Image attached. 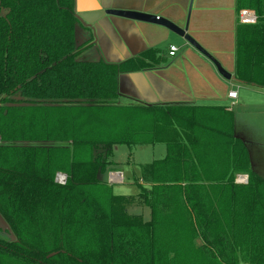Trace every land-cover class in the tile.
I'll use <instances>...</instances> for the list:
<instances>
[{"label":"trees","instance_id":"1","mask_svg":"<svg viewBox=\"0 0 264 264\" xmlns=\"http://www.w3.org/2000/svg\"><path fill=\"white\" fill-rule=\"evenodd\" d=\"M236 3L257 20L236 28L235 79L263 87L264 0ZM75 23L74 0H0V230L8 236L0 264H238L240 247L261 253L248 264H264V181L242 143L229 181L201 184L171 132L189 124L188 110L117 104L118 75L145 68L155 51L117 64L77 61ZM157 143L165 157L139 166L133 181L151 213L143 223L98 176L118 171L114 147ZM236 173L247 185L232 183Z\"/></svg>","mask_w":264,"mask_h":264},{"label":"crops","instance_id":"2","mask_svg":"<svg viewBox=\"0 0 264 264\" xmlns=\"http://www.w3.org/2000/svg\"><path fill=\"white\" fill-rule=\"evenodd\" d=\"M83 2L85 5L89 4L88 0ZM95 2L102 10L139 12L164 18L183 29L186 27L187 34L230 75L229 80L223 78L214 64L187 42L186 47L175 57H169L167 49L173 44H169L164 51L158 48L169 39L171 33L162 26L116 16L103 18L96 24L99 30L97 34L95 33V38L105 57L97 61L117 64L151 50L155 51L153 57L148 58L145 68L118 75L117 104L188 110L192 114L189 124L185 122L188 125L183 128L176 125L171 132L173 135L177 134L176 139L183 142L190 151L199 169L200 183L207 188L211 184L221 182V179L222 182L229 181L231 169L237 166L239 159V147L234 146L235 142L242 143L250 170L264 181V174L254 169L249 153L248 146L254 143H250L249 138L245 140V137L236 132L233 115L235 109L232 108V99L228 98V93L233 91L231 88L235 85L242 94L259 92L264 101V86L246 85L235 79L236 28L238 25H246L244 15L251 24L255 21L256 14L251 10H238L236 0H214L206 6L202 0H194L188 19L189 0H95ZM263 120L258 121L261 127H264ZM247 134V137L253 136V139L257 140L259 136H264V130H258L253 134L247 131ZM162 146L164 150L158 148ZM117 147H114V150ZM253 147L260 150V145L254 144ZM155 151L157 156H162L166 153L165 144H155ZM124 165L131 171L138 169L136 170L138 173V167L141 166L135 164L130 156ZM124 165H121V168ZM117 170L107 171L109 183H117L113 182L115 180L113 175L118 173L121 175L118 184H122L123 172L119 165ZM239 175L247 176L236 173L233 175L232 183L244 186L235 182ZM136 178L138 177H134ZM99 180L104 182L102 179ZM139 182L142 183L140 180ZM137 194L128 199L135 201L138 199ZM216 196L221 199L222 193L216 190ZM219 205L216 206L218 214L223 212V203ZM132 211L135 212L132 214ZM127 213L141 218L143 223L151 220L149 208L141 202H132V205L127 207ZM186 225L194 230L192 217L191 220H187ZM193 244L200 245V240L196 239L194 243L191 242V245Z\"/></svg>","mask_w":264,"mask_h":264},{"label":"rangeland","instance_id":"3","mask_svg":"<svg viewBox=\"0 0 264 264\" xmlns=\"http://www.w3.org/2000/svg\"><path fill=\"white\" fill-rule=\"evenodd\" d=\"M193 1L194 0H189L187 19L192 9ZM212 2H214V0H202V3L204 4V6ZM83 5H85V3H83ZM76 11L77 9H76L75 0H74V12L76 16V23H75V28H74V40H75L76 48H80L75 56V59L77 61H97V60L103 59L105 56L103 55L102 49L100 48V45L96 42V38H95V33L97 34L98 33L97 31L99 30L97 29L96 24L98 23V21H100L103 18H109V17H115V16L105 15L104 17H102L101 19H99L98 21L90 25V24H86L83 20H81L78 17V13ZM80 27H82V30H80ZM102 29H106V28L102 27ZM114 29H116V26L114 27ZM169 44H173L178 49L176 54H178L179 51H182L186 47L185 40L175 35L172 32L169 35V39L163 42L162 44H160L158 48L164 51ZM231 89L234 92L238 93L237 98L232 100L233 102L232 108L235 109L233 115L235 116L234 121L236 124V132L239 133L243 138L245 137L244 138L245 140L249 138L250 143L253 142L256 145H260V150H257L256 148H254L253 147L254 144L253 145L249 144L248 149H249V153L251 154L254 169L264 174V136L262 135L259 136L257 140L253 139V136L247 137L248 135L247 131L250 132V134H253V132H257L258 130L259 131L261 129L264 130V127H261L260 123L258 122L259 120L264 119V109H262L264 106L263 98H261V96L259 95V92H250V93L242 94L240 89H237V86L235 85H233ZM2 144L3 143L0 142V145ZM66 144L68 145V143ZM54 145L65 146V144H54ZM69 146H71L70 143H69ZM158 148H162V150H164V146L158 147ZM156 152L157 151H155V145L154 146L144 145V146H139V147L136 146L133 149H131V152L124 145H119L115 150L113 149V153H112L113 161L119 165V168L123 172L122 173L123 174L122 184L109 183L108 181L109 173L108 172H106L103 175H99L98 178L102 179V181L109 184V187L113 195L123 197L129 201V203L128 201L124 203L125 208L131 206L132 202H136V201L138 203L140 202L139 199H136L135 201H133L132 199H128L130 197H134V195L138 193V189L137 187L134 186L133 181H134V177L139 176V173L137 172L138 169L131 171L130 169L126 168L124 165L125 161H127V159L129 158V153H131L130 159L134 161L135 164H139L142 166V165L150 164L156 160H161L166 155V153H163L162 156H157ZM121 165H124V166H122L121 168ZM56 174H63L66 176V174L61 173V172H57ZM247 183H248V180H247ZM254 207H257V206H254ZM134 212L135 211H132L131 213L133 214ZM0 226L5 228L6 224L0 220ZM252 234H253L252 237L254 238V236H256V233L253 231ZM7 237L8 236L6 232H4L3 229L0 230V238L6 239ZM249 240L250 239H248V242ZM235 248H236V251H238L237 250L238 248L237 247ZM258 248L259 246H257L256 249ZM245 250L248 252L247 254L243 253ZM245 250H243V248L240 247V253L238 251L239 253L238 254L239 255L238 264H248L249 261H254V260L255 262L259 261L258 259H260L261 257L260 251L257 250L258 253H256L255 250L253 251L252 247L248 248V250L247 249ZM254 253L256 254L255 256H253ZM262 257H264V253ZM175 261H179V259L174 258V262ZM169 264H181V263L178 262V263H169ZM184 264H188V263H184Z\"/></svg>","mask_w":264,"mask_h":264},{"label":"water","instance_id":"4","mask_svg":"<svg viewBox=\"0 0 264 264\" xmlns=\"http://www.w3.org/2000/svg\"><path fill=\"white\" fill-rule=\"evenodd\" d=\"M83 0H75V6L77 9L78 17L83 20L86 24H93L105 15L116 16L120 18L130 19L139 22H145L149 24H156L168 29L170 32L175 35L183 38L185 42L190 44L192 47L201 52L204 56H206L216 67L218 73L225 78L226 80L230 79V75L227 74L220 66L218 62H216L207 52H205L188 34L186 27L184 29L176 26L172 22L166 19H160L155 16L133 12V11H120V10H102L96 4L95 0H88V5H83ZM92 6V7H90ZM83 8V9H82Z\"/></svg>","mask_w":264,"mask_h":264},{"label":"built area","instance_id":"5","mask_svg":"<svg viewBox=\"0 0 264 264\" xmlns=\"http://www.w3.org/2000/svg\"><path fill=\"white\" fill-rule=\"evenodd\" d=\"M243 20H244V23H246V25L249 24V23H248V17H247V16L244 15ZM256 20H257V17L255 18V21H253V23H251V24H254V23L256 22ZM177 51H178V49H177L174 45H170V46L168 47V49H167V55H168L169 57L173 58V57L176 56ZM236 96H237V94H236V92H234V91H230V92L228 93V98H229V99L234 100V99H236ZM113 176H114L113 178L115 179L113 182H117V183H118V182L121 181V175H120V174L116 173V174H114ZM111 181H112V180H111ZM55 182H56L57 184H59V185H64L65 182H66V176L63 175V174H56ZM235 182H236L237 184L245 185V184H247V176H240V175H239V176L236 178V181H235Z\"/></svg>","mask_w":264,"mask_h":264}]
</instances>
